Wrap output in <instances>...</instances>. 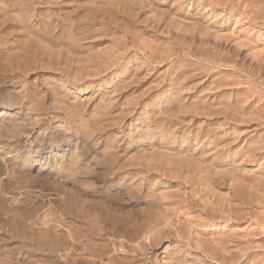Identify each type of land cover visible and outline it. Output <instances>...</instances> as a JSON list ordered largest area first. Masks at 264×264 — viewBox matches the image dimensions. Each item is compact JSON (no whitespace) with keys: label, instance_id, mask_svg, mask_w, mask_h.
Instances as JSON below:
<instances>
[{"label":"rangeland","instance_id":"rangeland-1","mask_svg":"<svg viewBox=\"0 0 264 264\" xmlns=\"http://www.w3.org/2000/svg\"><path fill=\"white\" fill-rule=\"evenodd\" d=\"M14 1L0 0V27H2L0 28V264H160L162 263V259V264H176L177 262L173 260L174 256L185 255L183 254V252L187 255H185L186 257L181 264H191V258H193V256L200 257L201 254V256H203L204 250L202 249V247L194 244L196 238H199L201 235V238L204 236L206 238L205 239L203 237L204 240L209 241V237L211 238V240L213 237L214 239H218L221 233L226 234L227 232L229 233V231L230 233H236L235 231L238 230V233H236L237 238H242L243 234H245L244 236H247L250 233L253 234L254 232L256 233L254 234L257 237H255L257 240L264 238V235L258 233V229L260 231V228H258L256 222V220H259L261 222V226L264 227V178H262L264 176V155H262L264 153V123L262 122L264 121V10L261 8V6H263L264 8V2L262 0H226V3L225 0H196V2L194 0H178V3L177 0H46L47 2H45V0ZM253 2L256 4V6ZM105 3L108 4L106 5ZM237 3H239V5ZM17 4H19V6ZM26 5H28V8ZM202 5H204V7ZM216 5L217 9L214 8V6ZM257 5L260 6L257 7ZM18 7L20 8L18 9ZM24 7L27 8V12L25 14H23ZM122 7L124 9H121ZM142 7H144L145 9H143ZM28 9L31 10V12H28ZM229 9H231V11ZM261 9L262 11H260ZM20 10H22V12ZM130 10L132 12H130ZM201 10H206L207 12L205 11L202 13ZM259 11L262 13H260ZM174 12L176 15H173ZM255 12L260 14L256 15L257 13ZM215 14H219L217 16L220 18H216ZM261 14H263V16ZM206 15L208 17L207 19L205 18ZM241 15L243 16V18H246L244 19V21ZM88 16L91 17V19ZM164 17L167 18L165 19ZM213 17L216 19L214 20ZM126 18L127 20H125ZM173 18L176 22L173 21ZM161 19L163 21H160ZM92 20L94 21L91 22ZM227 20L229 23L227 22ZM245 20L247 21L245 22ZM21 21H24L25 23H22ZM2 22H4L5 25H3ZM20 22L22 23V25H20ZM251 22L253 24H251ZM88 23L90 24L88 25ZM220 23L222 26L220 25ZM23 24H25L27 28L23 27ZM170 24L172 25V27L170 26ZM195 24L197 25V27ZM173 25L175 26V28L173 27ZM193 25L195 27H193ZM187 26L188 28H186ZM254 26L256 27L254 28ZM18 27L22 29H19ZM183 27L185 28V30ZM192 27L195 29H192ZM208 27H211V30H209ZM24 29L28 30L26 33H30L27 35ZM188 29H191L192 31L189 32ZM42 30H45L47 33ZM186 30H188V33L186 32ZM200 30H202V32ZM215 30L219 31H216L218 34L215 32ZM38 31H41L43 33L39 34ZM195 31H199L202 34L198 35V33H195ZM220 31L222 32V34ZM205 32L206 34H203ZM189 33H193V35H191L193 36V38H191ZM209 33L211 34L210 36L212 38L209 37ZM247 33H249V35ZM259 34L261 37L258 36L257 39L256 35ZM29 35H32V39ZM206 35H208V37ZM224 35H226V37L222 38L224 37ZM235 35L237 39H234ZM250 35L252 37H250ZM200 36H202V39ZM204 37H207V39H205ZM39 38H41L42 40ZM73 38L75 40H73ZM199 38L201 39V41H199ZM221 38L223 39V41H221L220 44L219 39ZM227 38L229 39L231 44H229L230 42L226 40ZM231 38L233 41L231 40ZM247 38L252 39L250 41V39L247 40ZM203 39H205L206 41H204ZM209 39L211 40L209 41ZM40 40L41 43L39 42ZM55 40L58 43H56ZM212 40L215 41L212 42ZM234 40H237L238 43ZM242 40L244 41L242 42ZM245 40L247 41L245 42ZM11 41L15 43L13 44ZM28 41H30L31 44H29ZM207 41L209 44L207 43ZM248 41L251 43L247 45V43H249ZM42 42H44L45 45L49 44L50 46L47 47H52L53 50L50 48V51L56 54H51ZM216 42L219 43L216 44ZM74 43H78L79 45L76 44V47L74 46ZM239 43L244 44L242 45ZM41 44V47H43L42 50L46 47L47 51L43 50L46 53V56L44 58L38 57L36 58V60L29 57V60L24 61L25 59H23L21 55L23 46L25 48H27V46L29 45L40 47ZM189 44L190 46H188ZM194 45H196L197 47H194ZM205 45H208V47ZM209 45H213L214 47H210ZM244 45H251L250 49L247 46L246 49H243L245 47ZM251 47L254 48L253 51ZM82 48H85V51ZM88 48L90 50H88ZM80 49H82L83 51H80ZM238 49L241 51L238 52ZM257 49L259 50V52ZM232 50L235 51V55L233 54ZM260 50H263V52ZM91 51H93L94 54L92 53L89 55ZM185 51L186 53H184ZM205 51L208 52L206 54H203ZM220 51H224L222 52L223 54ZM242 51H245L247 54H245V52L243 53ZM254 51L257 52L254 53ZM214 52L216 54H214ZM230 53L232 54V56ZM241 53L244 54L243 58L241 57ZM106 54H108L107 57ZM210 54H219L222 58L219 61H213L210 57ZM83 55H85V57ZM254 55H258L259 57H255ZM194 56H197L198 58ZM247 56H249L248 60H246ZM79 57H81L82 59ZM94 57L95 59H93ZM96 57L97 61H95ZM110 57L118 60L119 62L113 61L114 59ZM226 57L228 59H226ZM235 57H237L238 59H236ZM89 58L90 61L88 60ZM104 58L107 61H111L112 59V65L109 62V65L108 63L106 64V60ZM249 59L253 61H250ZM84 60L85 62L89 61L91 64L89 62L85 63ZM260 60L262 61V63ZM94 61L95 63L93 64ZM249 61L253 62L250 64L252 67L248 66ZM254 61L257 64L256 66ZM58 63L61 66H59ZM101 63H104L105 65ZM192 63H196V65L193 66ZM259 63L261 65H259ZM213 64H215L216 66ZM244 64L246 66H244ZM41 65H43V67ZM88 65L90 67L93 66L94 69L93 67H87ZM191 65L194 68H191ZM63 66L66 67V69H64ZM101 66H103V68ZM234 66L237 68L236 70H232ZM259 66H261V68ZM82 67L85 69V71L86 68L92 70L86 71L85 74ZM110 67L112 69H110ZM200 67L202 68L200 69ZM207 67H209V69ZM21 69H23L24 71ZM253 69L255 72L253 71ZM256 70L258 72L260 71L261 73H258ZM179 73H182L183 75ZM222 73L225 74L222 75ZM193 75L196 76L194 77ZM220 75L222 77H227H223L224 82H222L223 79H220ZM239 77L244 81H241ZM245 78L250 79L248 80ZM216 79L221 80L219 82H221V84L223 85H221L220 83L218 84V80ZM231 80L233 81V83ZM238 80H240L239 82H242V84L245 85L239 83ZM193 82L195 85L193 84ZM213 82H215L214 84L216 85V87ZM227 82L229 83L227 84ZM210 83L212 85H210ZM236 83L240 85H237L238 87H236ZM232 84L235 86H233ZM227 85L230 87H228ZM258 86L261 89H259ZM231 87L233 88L231 89ZM200 90L204 93L201 94V92H199ZM187 91H189V93ZM225 91H227L228 94ZM247 91H251L252 93L249 94V92L247 93ZM198 93L200 94L197 95ZM210 93L212 94V97L210 96ZM233 94H235L234 98ZM256 94L260 96H257ZM176 95L178 98L176 97ZM237 96V99L239 100L237 102H239V104L237 106L231 107L230 110L228 107L231 106L232 101L235 100ZM202 98L204 99L202 100ZM207 98L208 100H206ZM211 98L213 101L219 98L218 100L220 101V103L222 102L221 105L223 109L220 104H218V100L214 103ZM220 98L225 99L221 100ZM229 98L232 99L230 100ZM200 99L204 101L206 105L204 102H201ZM170 100L174 103L177 102L175 103L176 105H172ZM240 100L242 101L240 102ZM194 101H196V103ZM225 102L227 106L224 104ZM243 102L247 104L243 105ZM253 102L255 104H258L259 106L255 105ZM180 103L185 107H181V105H179ZM191 103H194L195 106ZM233 103H235V101H233ZM177 104L179 105V108L175 107L177 106ZM208 104L210 105L207 106ZM217 104L219 107H217L216 109ZM171 105L172 109L169 108V106ZM248 106L249 110L245 111L246 109H248ZM224 107H226L225 109L227 111H225ZM241 107L245 109L242 110ZM194 108L196 109V111L194 110ZM227 108L229 109V111ZM232 108L234 112L236 110L235 108H238L237 110H242L241 113L244 111L245 113L243 112V114L248 113V115H251L252 117L250 116L249 118L251 121L249 119H247L248 121H246V118H248L247 114V116H244L245 120L242 119L244 117H242L243 114H241L240 111L238 112L240 113L238 115L237 110L236 113L231 114L233 112ZM183 109L184 111H186L184 112ZM197 109L200 110L199 113H197ZM165 110L169 114L171 112H175L176 114L173 113L175 114L174 117L170 116L173 114L171 113L169 115L167 112H165ZM177 110H180L183 113L177 114ZM70 111H73L74 114ZM187 111H189V113ZM248 111L251 112V114ZM164 112L167 114H165ZM191 112H195L197 115L195 113L192 114ZM254 113H257L259 115V117L255 115L257 119L254 118L255 116L253 117ZM161 114L166 115L167 117L160 116ZM218 114L221 115L219 116ZM168 115L170 117H168ZM176 115L180 117L177 118ZM228 116L229 118H233L229 119ZM219 117L221 119L222 117H224V120L226 118L228 119V121L231 120V122L229 123L228 121H223V119L222 121L226 122L227 124L223 123L222 121L220 122L221 119ZM237 118L239 119V121L237 120ZM251 118H254V120ZM215 120L216 123L217 121H219L218 126L220 128L217 126V131H215L216 129H214L216 128L215 125H217L215 123ZM260 120L262 121L260 122ZM161 121L163 122V125L161 124ZM206 121H208V124H205ZM168 122L170 123L167 125ZM233 122L236 123L233 124ZM210 124L212 125L214 131H212V128H210ZM230 124L231 126H229ZM206 125L208 128L206 127ZM236 126L238 127V129ZM222 127L223 129H221ZM230 127L233 128V131ZM235 129L239 130H236L237 134ZM220 131L224 132L219 133ZM231 131L235 134H232ZM213 132H215L216 134H214ZM226 132H229L228 134H231V136H225V134H227ZM239 133L241 135H239ZM194 134H196L197 136H195ZM232 135L233 138H235V141H232ZM252 137L254 138L253 140ZM195 138H197V140ZM224 138H227L228 140ZM226 141L228 142L225 144ZM250 142H253L252 146ZM255 142L257 144L259 142L260 146ZM208 144L210 145V147L207 146ZM246 144H249L251 146H247L250 147V149L246 147ZM244 145L246 149L244 148ZM220 146L222 147L220 148ZM241 146L245 150L243 148L240 149ZM253 147H255V149H253ZM259 148L263 151H261ZM228 149H230V152ZM155 150L156 153L158 152L157 154L155 153L154 156L155 158H157V160L152 157ZM143 152L145 153V155ZM148 152L150 154L152 153L150 155L152 158L148 155ZM162 152H164V154H167L169 152V154L172 155L169 157V155H164ZM171 152H174V154ZM218 152L220 153L217 155ZM242 152H246L247 155H244V153ZM255 152L257 154H255ZM111 154L113 155V158L118 159H114V161H117V164L116 161H113V165H115V167L117 166V169L119 166L120 170H115V174L111 176L113 182L110 185L109 183H104V185L98 178L94 177L92 174L94 172V175H96L99 170L100 172L98 173L100 174L103 167L105 168L110 165L109 161H111L112 158ZM140 154L143 155L140 156ZM260 154L262 156H260ZM114 155H116V157ZM157 155L159 156L156 157ZM181 155L184 156L183 161L179 158H182ZM239 155H241L242 157H240ZM254 155L259 156V159H257L258 157ZM145 156L146 158H149V162L147 161L148 159H146ZM174 156L175 159L173 158ZM203 156L205 157V159H203ZM158 158L160 160H158ZM167 158H173L174 161L170 160L173 164L169 161L168 166L166 165V167L168 168H164L161 166V164H167ZM260 158L263 160H260ZM143 159H146L148 164H146L145 162L142 163ZM179 159L182 162H178L177 160ZM220 159L222 160L219 161ZM124 160H126L127 162ZM155 160L156 162L158 161L159 164L158 162L154 163ZM161 160H163V162ZM231 160H233L234 162ZM192 161H194V164L196 162L201 164L200 162L203 161L201 164L203 168H198L197 163L195 164V166ZM118 162H120V165L123 166L118 165ZM206 162L209 164H207ZM226 162H228L229 164ZM174 163L176 164V166L174 165ZM185 163L188 165H185ZM230 163H233L231 169H229L228 167H231ZM210 164L212 165L211 168ZM213 164L216 166V169L213 168ZM144 165H147L148 169L144 168L146 167ZM157 165L158 169L160 170L157 169ZM205 165L206 167H204ZM221 165H223V167H221ZM259 166L262 167L261 170ZM225 167L227 168V171L224 172V170L226 169L222 168ZM71 168H73L74 170L77 169L78 172L81 169L82 171L85 170L90 173L92 172V178H90L89 181H85V179L80 178V175L72 174L70 171H73V169ZM155 168L157 169L156 173L155 170H153ZM165 169L167 172L165 171ZM171 169H173L174 171ZM218 169H222L223 172ZM148 170H150L151 174L150 172H148ZM169 170H171L170 173H168ZM206 170L209 174H214L216 171H218V173L220 171V173L222 172L223 174H230V172H234L230 175L235 174L237 171H241L237 172L238 174L236 173V177H241L240 175H243L242 177H245V179H247V183H241V188H244L248 195L251 193H253L254 195L251 197V199L248 196L244 197V201L250 203L245 204L249 209L244 207L245 205L241 206V208L239 207V209H241V213H244L241 214V217L243 219L241 218L240 221L238 220V222H232L230 224L231 228L225 229L223 227H218V229H206L208 227H206V225L203 226V223L198 227L195 225L199 218L207 217H204V215L202 216L204 203H200L198 202V200H196L198 199V186L192 182L193 177L191 175V172L194 171V174L197 172L196 177L200 178L202 176H205ZM201 171L205 172L202 173ZM257 171L261 172L258 173ZM167 174H170L169 177ZM245 174L247 175L244 176ZM256 174L257 177L260 174L262 176H260V178H262L263 181L259 177H256V182L252 180L255 183L253 182L252 184V181L249 183L248 181L250 180L248 179H250V177L251 179H253ZM160 175H165V177H162ZM250 175H252L253 177ZM117 176L118 179L116 178ZM67 177L72 178L68 180ZM73 178H75L76 180ZM129 178L130 180H127ZM96 179H98L97 183H95ZM229 179L230 178L227 179L228 185L223 184L220 189H217V192L219 194L223 193L221 194V196H226L232 186L237 187L238 185V183L233 184V182H231ZM77 180L78 182L83 184L80 185V183L76 182ZM74 181L76 183L75 185ZM176 181L177 183H175ZM181 182L183 183L180 185L179 183ZM115 183H125L135 193V197L133 198L129 197V195H121L120 191L115 190L117 185ZM176 185L178 187H176ZM253 186L254 189H256L255 191L252 190ZM258 190L261 191V193ZM148 191H150V194L148 193ZM116 193L117 196H115ZM153 193L154 197L152 198ZM147 194L152 196L150 197ZM145 195L148 196V198L145 197ZM194 196L196 197L194 198ZM138 197L143 198L140 200ZM185 198L187 199V201L185 200ZM181 199H183V203L180 201ZM192 199L193 202L191 201ZM146 200H159V206L154 210V212L157 211L156 214L158 217H152L153 221H151L149 217H145L148 212V206L145 202ZM170 201L172 202V204L170 205L172 207L169 208L168 203H171ZM188 201L190 202L187 203ZM161 202H163L162 204H164L163 207L165 206V202H168L165 206L167 209L166 214H164L165 208L161 206ZM173 202H175L174 206ZM191 202L194 203L193 205L195 207L191 205ZM252 207L255 208L253 209ZM260 208H262L263 211L258 212L261 210ZM103 211H107L109 217H100V215H103ZM179 211L180 213H178ZM197 211L198 213H196ZM79 213L81 217H78ZM158 213H161V216H163H160L159 218L160 214ZM216 213L217 216L220 217V214H218V212ZM155 218L156 220H154ZM218 221L220 222L221 220ZM146 222L147 224L151 223L153 231H151L150 233L146 231V234L141 233V235L139 236L132 234L133 229L138 226L145 225ZM123 223L129 226V228L126 229L127 232L123 233L124 230L119 229L118 233L120 234V237L114 238V226L112 224H116L120 227V225ZM191 224H194V226H191ZM236 224L238 227L236 226ZM252 225L255 226L253 227ZM178 227L179 230L176 231V228ZM154 228L156 229L154 230ZM252 228L253 231H251ZM262 230L264 231V228ZM159 231L162 233H159ZM154 232H156V234ZM68 233H70V236H72V238L74 239H72L71 242L70 239H67L66 237ZM198 233L201 235H198ZM195 234H197V237L195 236ZM207 234L209 236H207ZM214 234L217 236H214ZM180 235L182 237L179 238ZM192 245H194L196 251L191 255ZM262 250H259V252L257 250L255 253L258 259H260L261 257L262 259L264 258V249ZM162 252L166 253L164 254ZM176 252H178L179 254ZM167 256H170V259H167ZM257 257L254 260H257ZM250 260L248 261L249 264L253 262L251 260L250 263ZM207 261L210 264L215 263L214 261L211 262V260ZM208 262L207 264H209ZM241 262L244 263V260H241ZM236 264H239V262Z\"/></svg>","mask_w":264,"mask_h":264},{"label":"bare ground","instance_id":"bare-ground-1","mask_svg":"<svg viewBox=\"0 0 264 264\" xmlns=\"http://www.w3.org/2000/svg\"><path fill=\"white\" fill-rule=\"evenodd\" d=\"M12 1H14V0H12ZM179 1H180V0H179ZM179 1L177 0V3H178ZM186 1H187V0H186ZM194 1L196 2V0H194ZM197 1H199V0H197ZM201 1H202V0H201ZM203 1H204V0H203ZM210 1H211V0H210ZM262 1L264 2V0H262ZM262 1H261V2H262ZM14 2H15V1H14ZM21 2H22V1H21ZM45 2H47V1L45 0ZM45 2H43V3H45ZM49 2H50V1H49ZM126 2H127V1H126ZM137 2H138V1H137ZM140 2H141V1H140ZM152 2H153V1H152ZM215 2H216V1H215ZM231 2H232V1H231ZM236 2H237V1H236ZM258 2H259V1H258ZM11 3H12V2H11ZM33 3H34V2H33ZM110 3H111V2H110ZM115 3H116V2H115ZM120 3H122V2H120ZM168 3H169V2H168ZM171 3H173V2H171ZM201 3H202V2H201ZM206 3H207V2H206ZM216 3H217V2H216ZM225 3H226V0H225ZM253 3H254V2H253ZM14 4H15V3H14ZM19 4H20V3H19ZM19 4H17V5L19 6ZM22 4H23V3H22ZM48 4H49V3H48ZM54 4H55V3H54ZM61 4H62V3H61ZM105 4H106V3H105ZM107 4H108V3H107ZM107 4H106V5H107ZM131 4H132V3H131ZM140 4H142V3H140ZM175 4H176V3H175ZM179 4H180V3H179ZM189 4H190V2H189ZM191 4H192V3H191ZM194 4H195V3H194ZM203 4H204V3H203ZM207 4H208V3H207ZM217 4H218V3H217ZM219 4H220V3H219ZM228 4H229V3H228ZM237 4L239 5V3H237ZM254 4H255V3H254ZM11 5H12V4H11ZM39 5H40V4H39ZM93 5H94V4H93ZM111 5H112V4H111ZM177 5H178V4H177ZM198 5H199V4H198ZM205 5H206V4H205ZM224 5H226V4H224ZM235 5H236V4H235ZM263 5H264V4H263ZM13 6H14V5H13ZM26 6H27V8H28V5H26ZM42 6H43V5H42ZM57 6H58V5H57ZM99 6H100V5H99ZM118 6H119V5H118ZM143 6H144V5H143ZM146 6H147V5H146ZM146 6H145V7H146ZM153 6H154V4H153ZM155 6H158V5H155ZM202 6L204 7V5H202ZM222 6H223V5H222ZM250 6H251V5H250ZM252 6H253V5H252ZM255 6H256V4H255ZM259 6H260V5H259ZM259 6L257 5V7H259ZM51 7H52V6H51ZM101 7H102V6H101ZM112 7H113V6H112ZM116 7H117V6H116ZM123 7H124V6H123ZM123 7H122L121 9H124ZM177 7H179V6H177ZM180 7H181V6H180ZM207 7H208V5H207ZM207 7H206V9H207ZM216 7H217V5L214 6V8H216ZM227 7H228V6H227ZM242 7H243V6H242ZM16 8H17V7H16ZM19 8H20V7H18V9H19ZM24 8H25V10H24ZM24 8H23V14H25V13L27 12V8H26V7H24ZM33 8H34V7H33ZM133 8H134V7H133ZM140 8H141V7H140ZM142 8L145 9L144 7H142ZM200 8H201V7H200ZM238 8H239V7H238ZM261 8L264 10L263 6H261ZM30 9H31V8H30ZM34 9H35V8H34ZM36 9H37V8H36ZM100 9H101V8H100ZM135 9H136V7H135ZM135 9H134V10H135ZM148 9H149V8H148ZM191 9H192V8H191ZM191 9H190V10H191ZM194 9H195V8H194ZM210 9H211V7H210ZM210 9H209V10H210ZM212 9H213V8H212ZM216 9H217V8H216ZM243 9H244V8H243ZM262 9H261L260 11H262ZM14 10H15V9H14ZM28 10H29V9H28ZM32 10H33V9H32ZM37 10H38V9H37ZM128 10H129V8H128ZM141 10H142V9H141ZM229 10L231 11V9H229ZM238 10H239V9H238ZM20 11L22 12V10H20ZM34 11H35V10H34ZM122 11H123V10H122ZM201 11H202V10H201ZM205 11H206V10H205ZM205 11L203 10L202 13L205 12ZM211 11H212V10H211ZM211 11H209V12H211ZM216 11H217V10H216ZM216 11H215V12H216ZM219 11H220V10H219ZM240 11H241V10H240ZM252 11H253V9H252ZM260 11H259V12H260ZM3 12H4V11H3ZM6 12H7V11H6ZM28 12H31V10H29ZM128 12H129V11H128ZM128 12H127V13H128ZM130 12H132V11L130 10ZM170 12H171V11H170ZM191 12H192V11H191ZM206 12H207V11H206ZM212 12H213V11H212ZM217 12H218V11H217ZM241 12H242V11H241ZM18 13H19V12H18ZM58 13H59V12H58ZM219 13H220V12H219ZM221 13H222V10H221ZM226 13H227V12H226ZM244 13H245V12H244ZM255 13H257V12H255ZM255 13H254V14H255ZM260 13H262V12H260ZM260 13H257L256 15H258V14H260ZM263 13H264V11H263ZM44 14H45V13H44ZM125 14H126V12H125ZM151 14H152V13H151ZM169 14H170V13H169ZM206 14H207V13H206ZM211 14H212V13H211ZM213 14H214V13H213ZM0 15H1V14H0ZM173 15H176L175 12L173 13ZM215 15H216V14H215ZM215 15H214V16H215ZM217 15H219V14H217ZM217 15H216V18H220V17H218ZM220 15H221V14H220ZM229 15H230V14H229ZM231 15H232V14H231ZM239 15H240V14H239ZM249 15H250V14H249ZM249 15H248V16H249ZM252 15H253V14H252ZM261 15L263 16V14H261ZM19 16H20V15H19ZM146 16H147V15H146ZM148 16H149V15H148ZM154 16H155V15H154ZM183 16H184V14H183ZM232 16H233V15H232ZM241 16H242V15H241ZM241 16H240V17H241ZM262 16H258V17H262ZM8 17H9V16H8ZM20 17H21V16H20ZM35 17H36V16H35ZM88 17H89V16H88ZM95 17H96V16H95ZM122 17H123V13H122ZM127 17H128V16H127ZM229 17H230V16H229ZM238 17H239V16H238ZM10 18H11V17H10ZM89 18L91 19V17H89ZM164 18H165V17H164ZM166 18H167V17H166ZM166 18H165V19H166ZM205 18H206V19L208 18L207 15H206ZM211 18H212V17H211ZM216 18L213 17L214 20H215ZM242 18H243V16H242ZM12 19H13V18H12ZM27 19H28V17H27ZM30 19H31V18H30ZM30 19H29V21H30ZM35 19H36V18H35ZM38 19H39V18H38ZM169 19H170V18H169ZM187 19H188V17H187ZM233 19H234V18H233ZM239 19H240V18H239ZM244 19H246V18H243V21H244ZM5 20H6V19H5ZM59 20H60V19H59ZM125 20H127V18H126ZM130 20H131V19H130ZM130 20H129V21H130ZM158 20H159V19H158ZM230 20H231V19H230ZM235 20H236V19H235ZM247 20H248V19H247ZM247 20H245V22H246ZM255 20H257V19H255ZM93 21H94V20H92L91 22H93ZM140 21H141V20H140ZM146 21H147V20H146ZM160 21H163V20L161 19ZM166 21H167V20H166ZM166 21H165V22H166ZM171 21H172V20H171ZM173 21H175L174 18H173ZM184 21H185V20H184ZM187 21H188V20H187ZM187 21H186V22H187ZM211 21H212V20H211ZM217 21H218V20H217ZM221 21H223V20H221ZM238 21H240V20H238ZM241 21H242V20H241ZM21 22H22V21H21ZM21 22H20V23H21ZM23 22H24V21H23ZM23 22H22V23H23ZM130 22H132V21H130ZM141 22H142V21H141ZM151 22H152V21H151ZM158 22H159V21H158ZM165 22H163V23H165ZM175 22H176V21H175ZM213 22H214V21H213ZM225 22H226V21H225ZM227 22H228V20H227ZM234 22H235V21H234ZM257 22H258V21H257ZM22 23H21L20 25H22ZM24 23H25V22H24ZM132 23H133V22H132ZM144 23H145V22H144ZM148 23H149V22H148ZM160 23H161V22H160ZM163 23H162V25H163ZM168 23H169V22H168ZM172 23H174V22H172ZM172 23H171V24H172ZM214 23H216V22H214ZM228 23H229V22H228ZM236 23H237V22H236ZM238 23H241V22H238ZM259 23H260V21H259ZM259 23H258V25H259ZM262 23H263V22H262ZM2 24L5 25L4 22H2ZM12 24H13V23H12ZM89 24H90V23H88V25H89ZM166 24H167V23H166ZM171 24H170V26L172 27ZM192 24H194V23H192ZM208 24H209V23H208ZM216 24H217V23H216ZM216 24H215V25H216ZM222 24H223V23H222ZM225 24H226V23H225ZM251 24H253V23L251 22ZM23 25H24L23 27H26L25 24H23ZM42 25H43V24H42ZM144 25H145V24H144ZM152 25H153V24H152ZM168 25H169V24H168ZM195 25H196V24H195ZM198 25H199V24H198ZM201 25H202V24H201ZM205 25H206V24H205ZM217 25H218V24H217ZM220 25H221V23H220ZM228 25H229V24H228ZM256 25H257V23H256ZM0 26H1V25H0ZM30 26H31V25H30ZM46 26H47V25H46ZM107 26H108V25H107ZM111 26H112V25H111ZM176 26H177V24H176ZM182 26H183V25H182ZM191 26H192V25H191ZM203 26H204V25H203ZM207 26H208V25H207ZM211 26H212V25H211ZM221 26H222V25H221ZM14 27H16V26H14ZM44 27H45V25H44ZM44 27H43V29H44ZM72 27H73V26H72ZM155 27H156V26H155ZM159 27H160V26H159ZM165 27H166V26H165ZM168 27H169V26H168ZM173 27L175 28L174 25H173ZM193 27H195V26L193 25ZM193 27H192V29H195V28H193ZM196 27H197V25H196ZM198 27H199V26H198ZM205 27H206V26H205ZM212 27H213V26H212ZM219 27H220V26H219ZM226 27H227V26H226ZM226 27H225V28H226ZM255 27H256V26H254V28H255ZM0 28H2V27H0ZM12 28H13V27H12ZM18 28H19V27H18ZM26 28H27V27H26ZM29 28H30V27H29ZM136 28H137V27H136ZM147 28H148V27H147ZM183 28H184V27H183ZM186 28H188V26H187ZM189 28H190V27H189ZM210 28H211V27H210ZM210 28L208 27L209 30H211ZM213 28H214V27H213ZM254 28H253V29H254ZM258 28H259V27H258ZM19 29H22V28H19ZM19 29H18V30H19ZM51 29H52V28H51ZM51 29H50V30H51ZM106 29H107V28H106ZM150 29H151V28H150ZM196 29H197V28H196ZM206 29H207V28H206ZM256 29H257V28H256ZM24 30H25V29H24ZM45 30H46V29H45ZM45 30H42V31H45ZM184 30H185V28H184ZM184 30H183V31H184ZM188 30H189V29H188ZM188 30H186V32H187ZM202 30H203V29H202ZM202 30H200V31L202 32ZM204 30H205V29H204ZM218 30H219V29H218ZM225 30H226V29H225ZM263 30H264V29H263ZM27 31H28V30H25V33H26ZM113 31H114V30H113ZM126 31H127V30H126ZM144 31H145V30H144ZM177 31H178V29H177ZM181 31H182V30H181ZM181 31H180V32H181ZM191 31H192V30L190 29L189 32H191ZM206 31H207V30H206ZM216 31H217V30H215V32H216ZM221 31H222V30H221ZM221 31H220V32H221ZM45 32H46V31H45ZM140 32H141V31H140ZM201 32H199V31L196 32V31H195V33H198V35H199V34L201 35V34H202ZM208 32H209V31H208ZM208 32H207V33H208ZM210 32H212V31H210ZM217 32H219V31H217ZM217 32H216V33H217ZM257 32H258V31H257ZM29 33H30V32H28V33H26V34L28 35ZM33 33H34V32H33ZM38 33L41 34V33H43V32H41V31L39 32V31H38ZM46 33H47V32H46ZM95 33H97V32H95ZM142 33H143V32H142ZM146 33H147V32H146ZM187 33H188V32H187ZM193 33H194V32H193ZM193 33H192V34L189 33L190 36L193 35ZM223 33H224V32H223ZM227 33H228V32H227ZM34 34H35V33H34ZM89 34H90V33H89ZM104 34H105V33H104ZM140 34H141V33H140ZM203 34H206V32L203 33ZM213 34H214V32H213ZM217 34H218V33H217ZM221 34H222V32H221ZM225 34H226V33H225ZM247 34L249 35V33H247ZM247 34H246V35H247ZM260 34H261V32H260ZM260 34H259V35H256V36H257V39H258V36H260ZM42 35H43V34H42ZM68 35H69V34H68ZM68 35H67V36H68ZM141 35H142V34H141ZM141 35H140V36H141ZM195 35H196V34H195ZM195 35H194V38H195ZM210 35H211V34L209 33V37H211ZM219 35H220V34H219ZM233 35H234V34H233ZM252 35H253V33H252ZM29 36H31L30 38L32 39V35H29ZM44 36H45V35H44ZM48 36H49V35H48ZM69 36H70V35H69ZM88 36H90V35H88ZM177 36H178V35H177ZM190 36H189V37H190ZM196 36H197V35H196ZM202 36H203V35H202ZM202 36H200L201 39H202ZM204 36H205V35H204ZM206 36L208 37V35H206ZM217 36H218V35H217ZM231 36H232V35H231ZM254 36H255V35H254ZM256 36H255V37H256ZM103 37H104V36H103ZM178 37H179V36H178ZM180 37H181V35H180ZM183 37H184V36H183ZM198 37H199V36H198ZM207 37H206V38L204 37V38L207 39ZM213 37H214V36H213ZM221 37H222V36H221ZM225 37H226V35H224V37H222V38H225ZM247 37H248V36H247ZM250 37H252V36L250 35ZM260 37H261V36H260ZM17 38H19V37H17ZM36 38H37V37H36ZM41 38H42V37H41ZM41 38H39V39H41ZM191 38H193V36H191ZM196 38H197V37H196ZM211 38H212V37H211ZM219 38H220V37H219ZM222 38H221V39H222ZM253 38H254V37H253ZM37 39H38V38H37ZM46 39H47V38H46ZM79 39H80V38H79ZM179 39H180V38H179ZM179 39H178V40H179ZM201 39L199 38V41H201ZM205 39H203V40L206 41ZM215 39H216V38H215ZM221 39H219V40H220V44H221V41H223V39H222V40H221ZM234 39H237V38H236V35H235V38H234ZM249 39H250V38H249ZM249 39L247 38V40H249ZM251 39H252V38H251ZM251 39H250V41H251ZM41 40H42V39H41ZM41 40L39 41L40 43H41ZM71 40H72V38H71ZM73 40H75V39L73 38ZM187 40H188V39H187ZM189 40H190V39H189ZM194 40H195V39H194ZM203 40H202V41H203ZM210 40H211V39H209V41H210ZM217 40H218V39H217ZM217 40H216V41H217ZM226 40H228V42H230L228 38H227ZM231 40H232V38H231ZM239 40H241V39H239ZM247 40H245V42H246ZM32 41H33V40H32ZM190 41H191V40H190ZM195 41H196V40H195ZM204 41H203V42H204ZM213 41H215V40H212V42H213ZM232 41H233V40H232ZM234 41H235V40H234ZM243 41H244V40H242V42H243ZM252 41H253V40H252ZM254 41H255V40H254ZM9 42H10V41H9ZM9 42H8V43H9ZM11 42H12V41H11ZM22 42H23V41H22ZM28 42H29V44H31L30 41H28ZM45 42H46V40H45ZM55 42L58 43L56 40H55ZM55 42H54V43H55ZM186 42H187V41H186ZM197 42H198V41H197ZM203 42H202V43H203ZM224 42H225V41H224ZM235 42H237V40H236ZM240 42H241V41H240ZM248 42H249V41H248ZM12 43H13V42H12ZM14 43H15V42H14ZM14 43H13V44H14ZM40 43H39V44H40ZM42 43H44V42H42ZM79 43H80V42H79ZM192 43H194V42H192ZM192 43H190V44H192ZM207 43H208V41H207ZM207 43H206V44H207ZM210 43H211V42H210ZM214 43H215V42H214ZM218 43H219V42H216V44H218ZM222 43H223V42H222ZM232 43H233V42H232ZM237 43H238V42H237ZM250 43H251V42L247 43V45L250 44ZM6 44H7V42H6ZM13 44H12V45H13ZM46 44H47V43H46ZM74 44H75L74 46H76V44H78V43H74ZM190 44H189L188 46H190ZM195 44H196V43H195ZM204 44H205V43H204ZM208 44H209V43H208ZM229 44H231V42H230ZM239 44H242V43H239ZM243 44H244V43H243ZM243 44H242V45H243ZM255 44H256V43H255ZM0 45H1V44H0ZM18 45H19V44H18ZM43 45L46 46V47H47V46H50L49 44H48V45H45V43H44ZM56 45H57V44H56ZM78 45H79V44H78ZM196 45H197V44H196ZM196 45H194V47H195ZM247 45H246V46H247ZM251 45H252V44H251ZM251 45H249V46H247V47H249V49H250V46H251ZM253 45H254V44H253ZM10 46H11V45H10ZM33 46H34V47H33ZM41 46H42V44L40 45V47L35 46V45H29V46H27V48H25V47L23 46V48H22V50H21V55H22V58L25 59L24 61L29 60V57H30V58H33L34 60H36V58H38V57H40V58H44V57L46 56V53H45L43 50H46V47H45V49L42 50L43 47H41ZM184 46H185V45H184ZM205 46L208 47V45H205ZM209 46L212 47L213 45H212V46L209 45ZM222 46H223V45H222ZM229 46H230V45H229ZM234 46H235V45H234ZM234 46H233V47H234ZM236 46H237V44H236ZM244 46H245V45H244ZM246 46H245L243 49H246V48H247ZM254 46H255V45H254ZM254 46H253V47H254ZM13 47H14V46H13ZM19 47H20V46H19ZM76 47H77V46H76ZM84 47H85V46H84ZM88 47H90V46H88ZM196 47H197V46H196ZM207 47H206V48H207ZM213 47H214V46H213ZM233 47H231V48H233ZM238 47H240V46H238ZM238 47H237V48H238ZM241 47H242V46H241ZM50 48L52 49V47H47V49L49 50V52H50L51 54H56V53H52V52L50 51V50H51ZM60 48H61V47H60ZM64 48H65V47H64ZM92 48H93V47H92ZM127 48H128V47H127ZM222 48H223V47H222ZM222 48H221V49H222ZM251 48H252V47H251ZM15 49H16V48H15ZM82 49H83V48H82ZM82 49H80V51H83L85 48H84L83 50H82ZM106 49H107V48H106ZM193 49H194V48H193ZM196 49H197V48H196ZM202 49H203V48H202ZM214 49H215V48H214ZM216 49H217V46H216ZM225 49H226V48H225ZM228 49H229V48H228ZM228 49H227V50H228ZM239 49H240V48H239ZM239 49H238V52L242 50V48H241V50H239ZM253 49H254V48H252V51H253ZM10 50H11V49H10ZM52 50H53V49H52ZM57 50H58V49H57ZM71 50H72V49H71ZM88 50H90V49L88 48ZM137 50H139V49H137ZM207 50H208V49H207ZM222 50H223V49H222ZM255 50H256V49H255ZM257 50H258V49H257ZM3 51H4V50H3ZM46 51H47V50H46ZM77 51H78V50H77ZM77 51H75V52H77ZM84 51H85V50H84ZM186 51H187V49H186ZM186 51H185L184 53H186ZM216 51H217V50H216ZM224 51H225V50H224ZM224 51H222V52H224ZM232 51H233V54H234L235 51H234V50H232ZM249 51H251V50H249ZM260 51L263 52V50H260ZM63 52H64V51H63ZM78 52H79V51H78ZM110 52H111V51H110ZM207 52H208V51H205L203 54H206ZM220 52H221V51H220ZM222 52H221V53H222ZM225 52H226V51H225ZM242 52H243V51H242ZM244 52H245V51H244ZM244 52H243V53H244ZM246 52H247V50H246ZM246 52H245V54H247ZM255 52H257V51H254V53H255ZM258 52H259V50H258ZM50 53H49V54H50ZM92 53H93V51H91V52L89 53V55L92 54ZM212 53H213V52H212ZM221 53H220V54H221ZM250 53H251V52H250ZM260 53H261V52H260ZM93 54H94V53H93ZM116 54H117V53H116ZM116 54H115V55H116ZM214 54H216V53L214 52ZM214 54H210V55H211L210 57H211V59H212L213 61H215V60H216V61L221 60L222 57H220L219 54H218V55H214ZM222 54H223V53H222ZM230 54H231V53H230ZM230 54H229V56H230ZM238 54H239V53H238ZM241 54H242V53H241ZM256 54H257V53H256ZM30 55H31V56H30ZM85 55H86V54H85ZM85 55H83V56L85 57ZM107 55H108V54H106V57H107ZM224 55H225V54H224ZM227 55H228V54H227ZM234 55H235V54H234ZM243 55H244V54H242V56H241L242 58L244 57ZM248 55H249V53H248ZM259 55H260V54H259ZM32 56H33V57H32ZM79 56H81V55H79ZM112 56H113V55H112ZM116 56H117V55H116ZM201 56H202V55H201ZM201 56H200V57H201ZM231 56H232V54H231ZM254 56H255V55H254ZM254 56H252V57H254ZM256 56L259 57L258 55H256ZM256 56H255V57H256ZM20 57H21V56H20ZM62 57H63V56H62ZM76 57H77V55H76ZM84 57H83V58H84ZM191 57H192V56H191ZM194 57H197V56H194ZM233 57H234V56H233ZM248 57H249V56H247V59H246V60H248ZM261 57H262V56H261ZM15 58H16V57H15ZM79 58H81V57H79ZM87 58H88V57H87ZM98 58H99V57H98ZM110 58H112V57H110ZM114 58H115V56H114ZM114 58H112V59H114ZM118 58H120V57H118ZM197 58H198V57H197ZM235 58L238 59L237 57H235ZM235 58H233V59H235ZM245 58H246V57H245ZM81 59H82V58H81ZM93 59H95V57H94ZM104 59H105V58H104ZM112 59H111V61H112ZM116 59H117V58H116ZM224 59H225V58H224ZM226 59H228V58L226 57ZM254 59H255V58H254ZM16 60H17V59H16ZM73 60H74V59H73ZM86 60H87V59H86ZM88 60L90 61V58H89ZM105 60H106V59H105ZM109 60H110V59H109ZM200 60H201V58H200ZM202 60H203V57H202ZM249 60H250V59H249ZM256 60H257V59H256ZM256 60H255V61H256ZM258 60H259V59H258ZM261 60H262V59H261ZM261 60H260V61H261ZM263 60H264V59H263ZM263 60H262V61H263ZM41 61H42V60H41ZM64 61H65V60H64ZM89 61H86V62H85V60H84L85 63H87V62H89ZM95 61H97V57H96V60H95ZM95 61L93 62V64L95 63ZM111 61H107V60H106V64H107L108 62L111 63ZM113 61H116V62H117L118 60H115V59H114ZM113 61H112V63H113ZM152 61H153V60H152ZM208 61H209V60H208ZM242 61H244V60H242ZM242 61H241V62H242ZM250 61H253V60H250ZM250 61H249V65L247 64L249 67L251 66L250 64L253 63V62H250ZM255 61H254V62H255ZM262 61H261V63H262ZM14 62H15V61H14ZM17 62H18V61H17ZM84 62H82V63H84ZM118 62H119V61H118ZM153 62H154V61H153ZM199 62H200V61H199ZM235 62H236V61H235ZM239 62H240V61H239ZM247 62H248V61H247ZM15 63H16V62H15ZM50 63H51V62H50ZM89 63H90V62H89ZM99 63H100V62H99ZM99 63H98V64H99ZM109 63H108V65H109ZM112 63H111V65H112ZM120 63H121V62H120ZM126 63H128V62H126ZM129 63H130V61H129ZM159 63H161V62H159ZM201 63H202V62H201ZM201 63H200V64H201ZM224 63H225V61H224ZM257 63H258V62H257ZM10 64H11V63H10ZM42 64H43V63H42ZM58 64H59V63H58ZM60 64H61V61H60ZM60 64H59V66H61ZM80 64H81V63H80ZM90 64H91V63H90ZM93 64H92V65H93ZM98 64H97V67H98ZM101 64H104V63H101ZM115 64H116V63H115ZM192 64H193V63H192ZM198 64H199V63H198ZM211 64H212V63H211ZM233 64H234V63H233ZM233 64H232V66H233ZM239 64H240V63H239ZM242 64H243V63H242ZM34 65H35V64H34ZM44 65H45V64H44ZM78 65H79V64H78ZM92 65H91V66H92ZM99 65H100V64H99ZM104 65H105V64H104ZM104 65H103V66H104ZM108 65H107V66H108ZM121 65H122V64H121ZM194 65H196V63L193 64V66H194ZM213 65H215V64H213ZM213 65H212V66H213ZM240 65H241V64H240ZM256 65H257V64H256V62H255V66H256ZM259 65H261V64L259 63ZM41 66L43 67V65H41ZM45 66H46V65H45ZM50 66H51V65H50ZM83 66H84V65H83ZM95 66H96V64H95ZM103 66H101V67L103 68ZM113 66H114V65H113ZM118 66H119V63H118ZM191 66H192V65H191ZM193 66H192L191 68H194ZM200 66H201V65H200ZM215 66H216V65H215ZM225 66H226V65H225ZM230 66H231V64H230ZM244 66H246V65L244 64ZM255 66H254V67H255ZM16 67H17V66H16ZM21 67H22V65H21ZM46 67H47V66H46ZM63 67H64V66H63ZM85 67H86V66H85ZM87 67H90V66L88 65ZM92 67H93V66H92ZM92 67H90V68H92ZM202 67H204V66H202ZM202 67H200V69H201ZM241 67H242V66H241ZM251 67H252V66H251ZM254 67H253V68H254ZM259 67L261 68V66H259ZM40 68H41V67H40ZM48 68H49V67H48ZM51 68H52V67H51ZM57 68H58V67H57ZM95 68H96V67H95ZM99 68H100V67H99ZM116 68H117V67H116ZM198 68H199V67H198ZM207 68L209 69V67H207ZM213 68H214V67H213ZM257 68H258V66H257ZM15 69H16V68H15ZM15 69H14V70H15ZM46 69H47V68H46ZM60 69H61V68H60ZM64 69H66V67H64ZM67 69H68V68H67ZM82 69L84 70L85 74H86V71H90V70H92V69H88V68H86V71H85V69H84L83 67H82ZM82 69H81V70H82ZM93 69H94V67H93ZM100 69H101V68H100ZM110 69H112V68L110 67ZM122 69H124V68H122ZM138 69H139V68H138ZM225 69H226V68H225ZM230 69H231V68H230ZM236 69H237V68H236L235 66L232 68V70H236ZM249 69H250V68H249ZM254 69H255V68H254ZM254 69H253V71H254ZM14 70H13V71H14ZM18 70H19V69H18ZM18 70H17V71H18ZM21 70H23V69H21ZM21 70H20V71H21ZM97 70H98V69H97ZM97 70H96V71H97ZM106 70H107V69H106ZM214 70H215V69H214ZM263 70H264V66H263ZM23 71H24V70H23ZM32 71H33V70H32ZM96 71H95V72H96ZM195 71H197V70H195ZM256 71H257V70H256ZM21 72H22V71H21ZM97 72H98V71H97ZM101 72H102V71H101ZM123 72H124V71H123ZM134 72H135V71H134ZM250 72H251V71H250ZM254 72H255V71H254ZM254 72H252V73H254ZM257 72H258V71H257ZM56 73H57V72H56ZM68 73H69V72H68ZM68 73H66V74H68ZM71 73H72V71H71ZM75 73H76V72H75ZM90 73H91V72H90ZM102 73H103V72H102ZM184 73H185V72H184ZM207 73H208V72H207ZM258 73H261V72L259 71ZM73 74H74V73H73ZM92 74H93V72H92ZM130 74H131V72H130ZM179 74H182V73H179ZM219 74H220V73H219ZM224 74H225V73H222V75H224ZM255 74H257V73H255ZM262 74H263V73H262ZM62 75H63V73H62ZM71 75H72V74H71ZM134 75H135V74H134ZM182 75H183V74H182ZM191 75H192V74H191ZM213 75H214V74H213ZM216 75H217V74H216ZM230 75H231V74H230ZM230 75H228V76H230ZM232 75H234V74H232ZM242 75H243V74H242ZM65 76H66V75H65ZM91 76H92V75H91ZM127 76H129V75H127ZM184 76H185V75H184ZM193 76H194V75H193ZM195 76H196V75H195ZM195 76H194V77H195ZM217 76H218V75H217ZM243 76H244V75H243ZM255 76H256V75H255ZM258 76H259V75H258ZM61 77H62V76H61ZM86 77H87V76H86ZM178 77H179V75H178ZM220 77H221L220 79H223V77H226V76H223V77H222V76L220 75ZM233 77H234V76H233ZM245 77H246V75H245ZM87 78H88V77H87ZM90 78H91V77H90ZM132 78H133V77H132ZM132 78H131V79H132ZM136 78H137V77H136ZM212 78H213V77H212ZM218 78H219V77H218ZM226 78H227V77H226ZM228 78H229V77H228ZM236 78H237V77H236ZM239 78H240V77H239ZM263 78H264V76H263ZM131 79H130V80H131ZM171 79H172V78H171ZM209 79H211V78H209ZM233 79H234V78H233ZM237 79H238V78H237ZM245 79H248V80H249L250 78H245ZM261 79H262V78H261ZM214 80H215V79H214ZM214 80H213V81H214ZM216 80H218V84H219V83L221 84V82H219V81H221V80H219V79H216ZM228 80H230V79H228ZM240 80H241V78H240ZM240 80H238V82H239ZM242 80H243V79H242ZM242 80H241V81H242ZM168 81H169V80H168ZM209 81H210V80H209ZM231 81H232V80H231ZM235 81H237V80H235ZM243 81H244V80H243ZM215 82H217V81H215ZM215 82H213V84H214ZM222 82H224V79H223ZM173 83H174V82H173ZM195 83H196V82H195ZM211 83H212V82H211ZM211 83H210V85H212ZM225 83H226V81H225ZM228 83H229V82H227V84H228ZM232 83H233V81H232ZM239 83L242 84V82H239ZM120 84H121V83H120ZM122 84H123V83H122ZM124 84H125V83H124ZM171 84H172V81H171ZM193 84H194V82H193ZM216 84H217V83H216ZM218 84H217V85H218ZM194 85H195V84H194ZM196 85H197V83H196ZM205 85H206V84H205ZM208 85H209V84H208ZM214 85H215V84H214ZM214 85H213V86H214ZM221 85H223V84H221ZM221 85H220V86H221ZM232 85H233V84H232ZM237 85L239 86L240 84H237V83H236V87H238ZM242 85H245V84H242ZM256 85H257V84H256ZM133 86H134V85H133ZM197 86H198V85H197ZM197 86H196V87H197ZM220 86H219V87H220ZM227 86H228V85H227ZM233 86H235V85H233ZM250 86H251V85H250ZM53 87H54V86H53ZM190 87H191V86H190ZM190 87H188V88H190ZM215 87H216V85H215ZM228 87H230V86H228ZM193 88H194V87H193ZM224 88H227V87H224ZM232 88H233V87H231V89H232ZM258 88H259V86H258ZM54 89H55V88H54ZM172 89H173V88H172ZM182 89H183V88H182ZM204 89H205V88H204ZM204 89H203V90H204ZM216 89H217V88H216ZM216 89H215V90H216ZM221 89H222V88H221ZM259 89H261V88H259ZM112 90H113V89H112ZM114 90H115V89H114ZM207 90H208V89H207ZM211 90H212V89H211ZM211 90H210V91H211ZM215 90H214V91H215ZM53 91H54V90H53ZM204 91H205V90H204ZM216 91H217V90H216ZM218 91H219V89H218ZM222 91H223V90H222ZM222 91H221V92H222ZM56 92H57V91H56ZM118 92H119V91H118ZM179 92H180V91H179ZM184 92H185V91H184ZM184 92H182V93H184ZM187 92L189 93V91H187ZM192 92H193V91H192ZM195 92H196V91H195ZM199 92H201V94L204 93V92L201 91V90H200ZM208 92H209V91H208ZM221 92H220V93H221ZM225 92H227V91H225ZM225 92H223V93H225ZM234 92H236V91H234ZM238 92H240V91H238ZM238 92H237V93H238ZM245 92H246V91H245ZM248 92H249V91H247V93H248ZM47 93H48V92H47ZM174 93H175V92H174ZM185 93H186V92H185ZM212 93H213V92H212ZM229 93H230V92H229ZM242 93H243V92H242ZM250 93H252V92L250 91L249 94H250ZM112 94H113V93H112ZM115 94H116V93H115ZM186 94H187V93H186ZM192 94H193V93H192ZM195 94H196V93H195ZM199 94H200V93H198L197 95H199ZM210 94H211V93H210ZM221 94H222V93H221ZM221 94H218V95H221ZM227 94H228V92H227ZM50 95H51V93H50ZM54 95H55V94H54ZM56 95H57V94H56ZM170 95H171V93H170ZM172 95H173V94H172ZM174 95H175V94H174ZM214 95H215V94H214ZM222 95H223V94H222ZM234 95H235V94H233V98H234ZM236 95H237V94H236ZM243 95H244V94H243ZM251 95H253V94H251ZM256 95H257V94H256ZM57 96H58V95H57ZM108 96H109V95H108ZM117 96H118V95H117ZM133 96H134V95H133ZM133 96H132V97H133ZM210 96L212 97V94H211ZM229 96H231V95H229ZM241 96H242V95H241ZM257 96H260V95H257ZM261 96H262V95H261ZM176 97H177V95H176ZM206 97H207V96H206ZM214 97H215V96H214ZM223 97H224V96H223ZM243 97H245V96H243ZM253 97H254V96H253ZM51 98H52V97H51ZM111 98H113V97H111ZM128 98H129V97H128ZM162 98H163V97H162ZM177 98H178V97H177ZM199 98H200V97H199ZM204 98H205V96H204ZM204 98H202V100H203ZM209 98H210V97H209ZM227 98H228V96H227ZM237 98H238V96L236 97L235 100H233V101H235V103H233V101H232L231 106L228 107L229 109H230L231 107L237 106V105L239 104V102H237V101H239ZM239 98H240V97H239ZM249 98H250V97H249ZM258 98H259V97H258ZM49 99H50V98H49ZM129 99H130V98H129ZM191 99H192V98H191ZM218 99H219V98H218ZM218 99H216L215 101H217ZM220 99H221V100H222V99L224 100L225 98H220ZM229 99H230V98H229ZM229 99H228V100H229ZM231 99H232V98H231ZM231 99H230V100H231ZM245 99H246V98H245ZM51 100H52V99H51ZM114 100H115V99H114ZM171 100H172V99H171ZM171 100H170V101H171ZM200 100H201V99H200ZM200 100H199V101H200ZM202 100H201V102H204V101H202ZM206 100H208V98H207ZM211 100H212V98H211ZM226 100H227V99H226ZM242 100H243V99H242ZM242 100H240V102H241ZM257 100H258V99H257ZM176 101H177V100H176ZM191 101H192V100H191ZM212 101H213V100H212ZM215 101H213V102L215 103ZM218 101H219V100H218ZM246 101H248V100H246ZM249 101H250V100H249ZM62 102H63V101H62ZM194 102L196 103V101H194ZM254 102H256V101H254ZM254 102H253V103H254ZM260 102H261V101H260ZM263 102H264V101H263ZM263 102H262V103H263ZM50 103H51V102H50ZM106 103H107V102H106ZM171 103H172V105H173V104H175V103H177V102L174 103L173 101H171ZM204 103H205V102H204ZM221 103H222V102H221ZM221 103H220V101L218 102V104H220V106L222 107ZM243 103H244L243 105H246V104H247V103L245 104V102H243ZM253 103H252V104H253ZM257 103H258V102H257ZM159 104H160V103H159ZM191 104H192V103H191ZM198 104H199V103H198ZM210 104H211V103H210ZM210 104H208L207 106H209ZM218 104H217V106H216V109H217V107H219ZM224 104L227 106L226 102H225ZM252 104H251V105H252ZM254 104H255V103H254ZM259 104H260V103H259ZM167 105H169V104H167ZM172 105L169 106V108H171ZM175 105H176V104H175ZM175 105H174V106H175ZM179 105H181V103H180ZM179 105L177 104V106H175V107H178ZM192 105H194V103H193ZM192 105H191V106H192ZM196 105H197V104H196ZM205 105H206V103H205ZM225 105H224V106H225ZM229 105H230V102H229ZM232 105H233V106H232ZM243 105H241V106H243ZM255 105H258V104H255ZM260 105H261V104H260ZM119 106H120V105H119ZM194 106H195V105H194ZM194 106H193V107H194ZM213 106H214V105H213ZM239 106H240V105H239ZM253 106H254V105H253ZM258 106H259V105H258ZM263 106H264V105H263ZM175 107H174V108H175ZM181 107H185V106L182 104ZM200 107H201V106H200ZM255 107H256V106H255ZM56 108H57V106H56ZM162 108H163V106H162ZM178 108H179V107H178ZM191 108H192V107H191ZM191 108H190V109H191ZM198 108H199V107H198ZM207 108H208V107H207ZM213 108H214V107H213ZM225 108H226V107H224V109H225ZM228 108H227V109H228ZM239 108H240V107H239ZM241 108H242V110L245 109V108H243V107H241ZM246 108H247V107H246ZM256 108H257V107H256ZM256 108H255V109H256ZM52 109H53V108H52ZM74 109H75V108H74ZM120 109H121V108H120ZM171 109H172V108H171ZM192 109H193V108H192ZM201 109H202V108H201ZM210 109H212V108H210ZM222 109H223V107H222ZM229 109H228V111H229ZM235 109L237 110L238 108H235ZM130 110H131V109H130ZM168 110H169V109H168ZM180 110H181V109H180ZM180 110H177V114H178V113H180V114L183 113V112H181L182 110H181V111H180ZM186 110H187V108H186ZM186 110H185V111H186ZM194 110L196 111L195 108H194ZM197 110H198V109H197ZM204 110H206V109H204ZM230 110H231V109H230ZM236 110H235V112H234V111H233V108H232V111H233V112H232L231 114L236 113ZM242 110H240V109L237 110V115L240 114ZM247 110H249V106H248V109H246L245 111H247ZM260 110H261V109H260ZM37 111H38V110H37ZM131 111H132V110H131ZM178 111H180V112H178ZM183 111H184V109H183ZM185 111H184V112H185ZM191 111H192V110H191ZM199 111H200V110H198L197 113H199ZM202 111H203V110H202ZM202 111H201V113H202ZM208 111H209V110H208ZM225 111H227V110L225 109ZM239 111H240V113H238ZM70 112L73 113V111H70ZM158 112H159V111H158ZM165 112H167V111L165 110ZM165 112H164V113H165ZM187 112L189 113V111H187ZM206 112H207V111H206ZM243 112H244V111H243ZM243 112H242L241 114H243ZM248 112H249V111H248ZM254 112H256V111H254ZM167 113H168V112H167ZM167 113H165V114H167ZM171 113H172V112H171ZM171 113H170V114H171ZM173 113H175V112H173ZM173 113H172V114H173ZM191 113H192V112H191ZM194 113H195V112H194ZM194 113H192V114H194ZM204 113H205V112H204ZM204 113H203V114H204ZM219 113H221V112H219ZM244 113H245V112H244ZM249 113L251 114V112H249ZM261 113H262V111H261ZM69 114H70V113H69ZM73 114H74V113H73ZM73 114H72V115H73ZM130 114H131V113H130ZM151 114H152V113H151ZM159 114H160V113H159ZM159 114H157V115H159ZM162 114H163V112H162ZM162 114H161L160 116H165V117H167L166 115H162ZM168 114H169V113H168ZM170 114H169V115H170ZM175 114H176V113H175ZM175 114L170 115V116H173V117H174ZM195 114H196V113H195ZM207 114H208V113H207ZM246 114L248 115V113H246ZM246 114H243L242 117L247 116ZM157 115H156V116H157ZM169 115H168V117H170ZM196 115H197V114H196ZM196 115H195V117H196ZM209 115H210V114H209ZM211 115H213V114H211ZM218 115L220 116L221 114H218ZM222 115H224V114H222ZM255 115H256L257 117H259V115H258L257 113H254V114H253V117H254ZM263 115H264V113H263ZM67 116H68V115H67ZM73 116H74V115H73ZM176 116H177V115H176ZM183 116H184V115H183ZM239 116H240V115H239ZM250 116H251V115H248V116H247L248 118H246V121H248L247 119H249ZM256 116H255L254 118H256ZM114 117H115V116H114ZM134 117H135V116H134ZM173 117H172V118H173ZM179 117H180V116H179ZM179 117L177 116V118H179ZM187 117H188V116H187ZM193 117H194V115H193ZM193 117H192V118H193ZM251 117H252V116H251ZM102 118H103V117H102ZM102 118H101V119H102ZM192 118H191V119H192ZM199 118H200V117H199ZM201 118H202V117H201ZM213 118H214V117H213ZM219 118H220V117H219ZM228 118H229V116H228ZM231 118H233V117H230L229 119H231ZM254 118H251V119L254 120ZM68 119H69V118H68ZM94 119H95V118H94ZM109 119H110V118H109ZM144 119H145V118H144ZM170 119H171V118H170ZM183 119H184V118H183ZM183 119H182V120H183ZM205 119H206V118H205ZM214 119H215V118H214ZM220 119H221V118H220ZM220 119H218V120H220ZM222 119H223V121H228V119H226V118H225V120H224V117H222ZM222 119L220 120V122L222 121ZM242 119L245 120V117L242 118ZM242 119H241V120H242ZM256 119H257V118H256ZM259 119H260V118H259ZM91 120H92V119H91ZM99 120H100V119H99ZM113 120H114V119H113ZM158 120H159V119H158ZM160 120H161V119H160ZM178 120H179V119H178ZM186 120H187V119H186ZM201 120H202V119H201ZM237 120L239 121L238 118H237ZM249 120H250V119H249ZM253 120H252V121H253ZM162 121H163V118H162ZM162 121H161V124L163 125V122H162ZM191 121H192V120H191ZM203 121H204V120H203ZM223 121H222V122H223ZM235 121H236V119H235ZM242 121H243V120H242ZM242 121H241V122H242ZM250 121H251V120H250ZM261 121H262V120H260V122H261ZM156 122H157V121H156ZM207 122H208V121H206L205 124H208ZM218 122H219V121H217V123H216V120H215V123L217 124V125H215L216 128H214V129H216L215 131H217V129H218V127H219V126H218V125H219ZM228 122L230 123L231 120L228 121ZM241 122H240V123H241ZM262 122L264 123V121H262ZM113 123H114V122H113ZM169 123H170V122H168L167 125H168ZM189 123H190V122H189ZM202 123H203V122H202ZM223 123L227 124L226 122H223ZM229 123H228V124H229ZM234 123H236V122H233V124H234ZM237 123H239V122H237ZM242 123H243V122H242ZM242 123H241V124H242ZM263 123H262V124H263ZM34 124H35V123H34ZM172 124H173V123H172ZM212 124H213V123H212ZM233 124H232V126H233ZM220 125H221V124H220ZM222 125H223V124H222ZM245 125H246V123H245ZM245 125H244V126H245ZM254 125H255V124H254ZM196 126H197V125H196ZM199 126H200V125H199ZM201 126H202V125H201ZM208 126H209V125H208ZM215 126H214V127H215ZM217 126H218V127H217ZM227 126H228V125H227ZM229 126H231V124H230ZM248 126H249V125H248ZM257 126H258V125H257ZM259 126H260V125H259ZM145 127H147V126H145ZM206 127H207V125H206ZM223 127H224V126H223ZM223 127H222L221 129H223ZM225 127H226V126H225ZM236 127H237V126H236ZM32 128H33V127H32ZM200 128H201V127H200ZM207 128H208V127H207ZM210 128H212V131H214V130H213V127H212L211 124H210ZM219 128H220V127H219ZM227 128H229V127H227ZM230 128H231V127H230ZM255 128H256V127H255ZM146 129H147V128H146ZM221 129H220V130H221ZM237 129H238V127H237ZM237 129H235V131H236ZM263 129H264V128H263ZM199 130H200V129H199ZM201 130H203V129H201ZM231 130L233 131V128H231ZM254 130H255V129H254ZM84 131H85V130H84ZM142 131H143V130H142ZM232 131H231V133H232V134H235V133H233ZM237 131H239V130H237ZM237 131H236V134H237ZM86 132H88V131H86ZM221 132H224V131H220L219 133H221ZM251 132H252V131H251ZM256 132H257V131H256ZM192 133H193V132H192ZM205 133H206V132H205ZM209 133H210V131H209ZM213 133L216 134L215 132H213ZM226 133H227V132H226ZM228 133H229V132H228ZM228 133L225 134V136H226V135L231 136V134H228ZM176 134H177V133H176ZM196 134H197V133H196ZM196 134H194V135L197 136ZM206 134H207V133H206ZM263 134H264V133H263ZM201 135H202V134H201ZM204 135H205V134H204ZM223 135H224V134H223ZM223 135H222V136H223ZM239 135H241V134L239 133ZM248 135H249V134H248ZM195 136H194V137H195ZM237 136H238V135H237ZM168 137H169V136H168ZM203 137H205V136H203ZM217 137H218V136H217ZM245 137H246V136H245ZM254 137H255V136H254ZM259 137H260V136H259ZM263 137H264V136H263ZM163 138H164V137H163ZM197 138H198V137H197ZM197 138H195V139L197 140ZM213 138H214V137H213ZM238 138H239V137H238ZM241 138H242V137H241ZM219 139H220V138H219ZM221 139H222V138H221ZM224 139H227V138H224ZM234 139H235V138H233V135H232V141H235ZM247 139H248V138H247ZM249 139H250V137H249ZM253 139H254V138L252 137V140H253ZM260 139H262V138H260ZM160 140H161V139H160ZM213 140H214V139H213ZM213 140H212V141H213ZM227 140H228V139H227ZM230 140H231V139H230ZM241 140H242V139H241ZM263 140H264V139H263ZM215 141H216V138H215ZM219 141H220V140H219ZM222 141H223V140H222ZM239 141H240V140H239ZM249 141H250V140H249ZM249 141H248V142H249ZM257 141H258V136H257ZM257 141H256V142H257ZM227 142H228V141H226L225 144H226ZM256 142H255V143H256ZM259 142H260V141H259ZM259 142H258V144H257V143H256V144L259 145ZM261 142H262V141H261ZM138 143H139V142H138ZM217 143H220V142H217ZM221 143H222V142H221ZM243 143H244V142H243ZM245 143H246V142H245ZM250 143H251V142H250ZM255 143H254V144H255ZM212 144H213V143H212ZM212 144H211V146H212ZM252 144H253V142L251 143V146H252ZM256 144H255V145H256ZM260 144H261V143H260ZM213 145H214V144H213ZM217 145H218V144H217ZM223 145H224V144H223ZM227 145H228V144H227ZM248 145H249V144H246V147H247ZM261 145H262V144H261ZM168 146H169V145H168ZM204 146H205V145H204ZM204 146H203V147H204ZM207 146L210 147L209 144H208ZM207 146H206V147H207ZM215 146H216V145H215ZM218 146H219V145H218ZM234 146H235V145H234ZM249 146H250V145H249ZM251 146H250V147H251ZM253 146H254V145H253ZM259 146H260V145H259ZM221 147H222V146H220V148H221ZM224 147H225V146H224ZM224 147H223V148H224ZM246 147H245V145H244V148H245V149H246ZM250 147H247V148L250 149ZM263 147H264V144H263ZM226 148H227V147H226ZM228 148H229V147H228ZM232 148H233V147H232ZM236 148H238V147H236ZM242 148H243V147L241 146L240 149H242ZM244 148H243V149H244ZM152 149H153V148H152ZM204 149H205V148H204ZM245 149H244V150H245ZM251 149H252V148H251ZM253 149H255V147H253ZM256 149H258V148H256ZM259 149H260V148H259ZM215 150H216V149H215ZM221 150H224V149H221ZM228 150H229V152H230V149H228ZM234 150H235V149H234ZM260 150H261V149H260ZM139 151H140V150H139ZM144 151H145V150H144ZM151 151H153V150H151ZM151 151H150V152H151ZM162 151H163V150H162ZM218 151H219V150H218ZM254 151H255V150H254ZM261 151H263V150H261ZM159 152H160V151H159ZM164 152H165V151H164ZM164 152H162V153L164 154ZM166 152H167V151H166ZM192 152H193V151H192ZM194 152H195V151H194ZM224 152H225V151H224ZM226 152H227V151H226ZM246 152H247V151H246ZM246 152H245V153L242 152V153H244V155H245V154L247 155ZM110 153H111V152H110ZM112 153H113V152H112ZM143 153H144V152H143ZM153 153H154V155H153L152 157L155 156L156 150H155V152H153ZM157 153H158V152H157ZM157 153H156V154H157ZM160 153H161V152H160ZM160 153H159V154H160ZM171 153L174 154V152H171ZM207 153H208V152H207ZM219 153H220V152H218L217 155H218ZM234 153H235V152H234ZM259 153H260V152H259ZM259 153H258V155H259ZM146 154H147V153H146ZM151 154H152V153H151ZM151 154L148 152V155H149V156H150ZM163 154H162V155H163ZM165 154H166V153H165ZM165 154H164V155H165ZM191 154H192V153H191ZM193 154H194V153H193ZM202 154H203V153H202ZM214 154H215V153H214ZM248 154H249V153H248ZM253 154H254V153H253ZM255 154H257V153L255 152ZM105 155H106V154H105ZM108 155H109V154H108ZM111 155H112V154H111ZM142 155H143V154H142ZM142 155L140 154V156H142ZM144 155H145V153H144ZM166 155H169V157H170L172 154H169V152H168ZM194 155H195V154H194ZM217 155H214V156H217ZM229 155H230V153H229ZM231 155H232V154H231ZM235 155H236V154H235ZM262 155H264V153H263ZM262 155L260 154V156H262ZM114 156L116 157V155H114ZM146 156H147V155H146ZM146 156H145V158H146ZM158 156H159V155H157L156 157H158ZM175 156H176V154H175ZM175 156L173 157L174 159H175ZM181 156H182V155H181ZM187 156H188V155H187ZM204 156H205V155H204ZM204 156H203V157H204ZM219 156H220V155H219ZM239 156L242 157L241 155H239ZM254 156H257V155H254ZM102 157H103V156H102ZM105 157H106V156H105ZM150 157H151V156H150ZM152 157H151V158H152ZM197 157H198V156H197ZM199 157H200V156H199ZM221 157H222V156H221ZM229 157H230V156H229ZM233 157H234V156H233ZM249 157H250V156H249ZM257 157H258L257 159H259V156H257ZM107 158H109V157H107ZM112 158H113V155H112ZM112 158H111V161H109V162H110V163H109L110 165L107 166V167H105V168L103 167L102 170H101V173H100V174L98 173V172H100V170H99L97 173H96V171H95L96 175H94V172H93V174H92L94 177L98 178V179L102 182V184H104V183H109V185H110V184L113 182V179H112L111 176H113V175L115 174V172H116L115 170H118V171L120 170V169H119V166H118V169H117V168H116L117 166L115 167V165H113V164H114V163H113L114 159H117V158H113V159H112ZM141 158H143V157H141ZM141 158H140V159H141ZM151 158H150V160H151ZM154 158H155V157H154ZM154 158H153V159H154ZM160 158H162V157H160ZM173 158H172V159L167 158V164H163V163H162L161 166L164 167V168H168V167H166V165L168 166V162H169L170 160H171V161H174ZM177 158H178V157H177ZM179 158L182 159V161H183L184 156H182V158H181V157H179ZM187 158H188V157H187ZM187 158H186V159H187ZM192 158H193V157H192ZM201 158H202V157H201ZM207 158H208V157H207ZM215 158H216V157H215ZM231 158H232V156H231ZM236 158H237V157H236ZM245 158H246V157H245ZM245 158H244V159H245ZM253 158H254V157H253ZM262 158H263V157H262ZM132 159H133V158H132ZM140 159H139V161H140ZM146 159H148L147 161L149 162V158H146ZM146 159H143V160H142V161H143L142 163L145 162L146 164H148V162L146 161ZM155 159L157 160V158H155ZM180 159L177 160V161H178V162H182ZM186 159H185V160H186ZM188 159H189V158H188ZM194 159H195V157H194ZM203 159H205V157H204ZM208 159H209V158H208ZM208 159H207V160H208ZM108 160H109V159H108ZM108 160H107V161H108ZM117 160H118V159H117ZM119 160H120V159H119ZM156 160H155V162H154V161H153V162H154V163H157L158 161L156 162ZM158 160H160V159L158 158ZM165 160H166V159H165ZM216 160H217V159H216ZM221 160H222V159H220L219 161H221ZM234 160H235V159H234ZM236 160H237V159H236ZM260 160H263V159L260 158ZM115 161H116V160H115ZM115 161H114V162H115ZM124 161H126V160H124ZM161 161L163 162V160H161ZM161 161H160V162H161ZM171 161H170V162H171ZM177 161H176V162H177ZM190 161H191V160H190ZM197 161H198V159H197ZM205 161H206V160H205ZM226 161H227V160H226ZM231 161H233V160H231ZM231 161H230V162H231ZM240 161H241V160H240ZM254 161H255V160H254ZM120 162H122V161H120ZM120 162H118V165L121 164ZM126 162H127V161H126ZM164 162H166V161H164ZM178 162H177V163H178ZM184 162H185V161H184ZM188 162H189V161H188ZM188 162H187V163H188ZM192 162H193V164H194V161H192ZM202 162H203V161H202ZM202 162H200V163L202 164ZM214 162H216V161H214ZM217 162H218V161H217ZM233 162H234V161H233ZM235 162H236V161H235ZM258 162H260V161H258ZM98 163H99V162H98ZM129 163H130V162H129ZM129 163H128V164H129ZM132 163H133V162H132ZM150 163H151V162H150ZM150 163H149V164H150ZM171 163H172V162H171ZM196 163H197V162H196ZM196 163H195V164H196ZM206 163H207V162H206ZM220 163H221V162H220ZM223 163H224V162H223ZM226 163H228V162H226ZM226 163H225V164H226ZM263 163H264V162H263ZM116 164H117V161H116ZM158 164H159V162H158ZM172 164H173V163H172ZM180 164H181V163H180ZM182 164H184V163H182ZM188 164H189V163H188ZM188 164L185 163V165H188ZM190 164H191V163H190ZM195 164H194V165H195ZM201 164L197 163V167H198V168L200 167V168L202 169L203 167H202ZM207 164H209V163H207ZM221 164H222V163H221ZM228 164H229V163H228ZM230 164H231V163H230ZM232 164H233V163H232ZM232 164H231V167L228 166L229 169L232 168ZM97 165H98V164H97ZM107 165H108V164H107ZM139 165H141V164H139ZM163 165H165V166H163ZM174 165L176 166L175 163H174ZM177 165H178V164H177ZM234 165H235V164H234ZM261 165H262V164H261ZM99 166H101V165H99ZM112 166H114V167H112ZM120 166H123V165H120ZM142 166H143V165H142ZM144 166H146V167H144V168H147V165H144ZM175 166H173V167H175ZM195 166H196V165H195ZM213 166H214L213 168L216 167L214 164H213ZM226 166H227V165H226ZM73 167H74V166H73ZM156 167H157V169H158V165H157ZM169 167H170V165H169ZM188 167H189V166H188ZM204 167H206V165H205ZM211 167H212V165L210 164V168H211ZM221 167H223V165H221ZM237 167H238V166H237ZM237 167H236V169H237ZM259 167H260V170H261L262 167H261V166H259ZM74 168H75V167H74ZM80 168H81V167H80ZM80 168H79V169H80ZM93 168H94V167H93ZM136 168H138V167H136ZM144 168H143V170H144ZM159 168H160V167H159ZM210 168H208V169H210ZM219 168H220V164H219ZM71 169H73V168H71ZM71 169H70V170H71ZM129 169H130V168H129ZM132 169H133V168H132ZM141 169H142V167H141ZM147 169H148V168H147ZM157 169H156V168L153 169V170H155V173H156V170H157ZM205 169H207V168H205ZM205 169H204V170H205ZM215 169H216V168H215ZM215 169H214V170H215ZM222 169H226V170H224V172L227 171V168H226V167H225V168H222ZM222 169H218V170H220V171L223 172ZM75 170H76V171H75ZM75 170L73 169L74 172H73V171H70V172H71L72 174H74V175H75V174L80 175V178L85 179V181H86V180L89 181V179L92 178V175H91L92 172L90 173V172H87V171H85V170L82 171V169L80 170L81 172H80V171L78 172L77 169H75ZM86 170H87V169H86ZM158 170H160V169H158ZM167 170H168V169H167ZM171 170H173V169H171ZM171 170H169L168 173H170ZM183 170H184V169H183ZM183 170H182V171H183ZM199 170H200V169H199ZM238 170H239V168H238ZM240 170H241V169H240ZM122 171H123V170H122ZM134 171H135V170H134ZM165 171H166V169H165ZM173 171H174V170H173ZM220 171H219V173H218V171H216L217 173L215 172L214 174H209V173L207 172V170H206V172L208 173V175H207V173H206L205 171H203V172H205V176H202V177H200V178H199V177H196V176H197V174H196L197 172H196L195 174H194V171L191 172V175H192V177H193L192 182H193L195 185L198 186V192H197V193H198V194H197V196H198L197 198H198V199H196V200H198V202H200V203H201V202L204 203V205H203V206H204V210H202V216L204 215V217H207V218H203V217H202V218H199L198 221L195 223V225H196L197 227H198V226H201L202 223H203V226L206 225V227H208V228L205 227L206 229H211V228H215V229L217 228V229H218V227H223V228H225V229H227V228H231V225H230V224H231L232 222H238V220L240 221V219L242 218V217H241V216H242L241 214H244V213H241V209H239V207L241 208V206H243V205H245V204H250L249 202H245V201H244V197L248 196V197L251 199V197L254 196L253 193H251V194L248 195V193L246 192V190H245L244 188H241V183H244V182L247 183V182H246L247 179H245V177H242L243 175H240L241 177H236V173H237V172H241V171H237V172H236V171L234 170L236 173L233 174V175H230V174H232V173H234V172H230V174H229V173H227V174H223L222 172L220 173ZM229 171H230V170H229ZM232 171H233V170H232ZM77 172H78V173H77ZM128 172H130V171H128ZM128 172H127V174H128ZM137 172H139V171H137ZM141 172H142V171H141ZM141 172H140V173H141ZM145 172H146V170H145ZM145 172H144V173H145ZM148 172H150V170H148ZM158 172H159V171H158ZM161 172H162V171H161ZM166 172H167V171H166ZM201 172H202V171H201ZM203 172H202V173H203ZM242 172H245V171H242ZM249 172H250V171H249ZM252 172H253V171H252ZM257 172L260 173L261 171H257ZM132 173H133V172H132ZM173 173H174V172H173ZM176 173H177V172H176ZM250 173H251V172H250ZM263 173H264V172H263ZM263 173H262V175H263ZM121 174H122V173H121ZM138 174H139V173H138ZM147 174H149V173H147ZM150 174H151V172H150ZM161 174H162V173H161ZM164 174H166V173H164ZM185 174H186V173H185ZM237 174H238V173H237ZM239 174H240V173H239ZM241 174H242V173H241ZM116 175H117V174H116ZM119 175H120V174H119ZM129 175H130V174H129ZM134 175H135V174H134ZM158 175H159V174H158ZM167 175H168V174H167ZM169 175H170V174H169ZM169 175H168V177H169ZM175 175H176V174H175ZM181 175H182V174H181ZM186 175H187V174H186ZM210 175H211V176H210ZM246 175H247V174H245L244 176H246ZM252 175H253V174H252ZM252 175H250V176H252ZM81 176H82V177H81ZM136 176H137V175H136ZM160 176H162V175H160ZM172 176H173V175H172ZM237 176H238V175H237ZM253 176H254V175H253ZM253 176H252V177H253ZM260 176H261V175L259 174L258 177L260 178ZM77 177H78V176H77ZM146 177H147V176H146ZM156 177H157V174H156ZM158 177H159V176H158ZM162 177H165V175L162 176ZM184 177H185V176H184ZM227 177L230 178L229 180H230L231 182H233V184L238 183V185H237V187L232 186L231 189L228 191V194H227L226 196H221V194H223V193L219 194V193L217 192V191H218L217 189H220V187H221L223 184H224V185L227 184V182H228V180H227L228 178H227ZM256 177H257V174H256L255 177H253V179H251V177H250V179H248V180H250V181H248V182L250 183L252 180L255 181V178H256ZM258 177H257V178H258ZM261 177H262V176H261ZM67 178H68V177H67ZM67 178H66V179H67ZM71 178H72V177H71ZM71 178H68V180L71 179ZM116 178L118 179V176H117ZM147 178H148V177H147ZM226 178H227V179H226ZM262 178H264V176H263ZM262 178H260V179L262 180ZM66 179H65V180H66ZM73 179H75V178H73ZM73 179H72V181H73ZM98 179H96V182H95V183L98 182V181H97ZM190 179H191V178H190ZM260 179H259V180H260ZM65 180H64V181H65ZM75 180H76V179H75ZM79 180H80V179H79ZM127 180H130V178L127 179ZM163 180H164V179H163ZM168 180H169V179H168ZM170 180H171V179H170ZM259 180H258V181H259ZM263 180H264V179H263ZM263 180H262V181H263ZM178 181H179V180H178ZM181 181H182V180H181ZM254 181H252V184H253ZM256 181H257V180H256ZM256 181H255V182H256ZM262 181H261V182H262ZM67 182H68V181H67ZM76 182H78V180H77ZM81 182H82V180H81ZM121 182H122V181H121ZM124 182H125V181H124ZM167 182H168V181H167ZM172 182H173V181H172ZM179 182H180V181H179ZM192 182H191V183H192ZM255 182H254V183H255ZM259 182H260V181H259ZM78 183H80V182H78ZM99 183H100V182H99ZM127 183H128V182H127ZM169 183H170V181H169ZM175 183H177V181H176ZM182 183H183V182H181V183H179V184L181 185ZM189 183H190V182H189ZM75 184H76V183H75V181H74V185H75ZM81 184H83V183H80V185H81ZM100 184H101V183H100ZM115 184H117V183H115ZM152 184H153V183H152ZM252 184H249V185H252ZM67 185H68V184H67ZM77 185H78V184H77ZM104 185H105V184H104ZM227 185H228V184H227ZM231 185H232V183H231ZM239 185H240V186H239ZM254 185H255V184H254ZM106 186H107V185H106ZM111 186H112V185H111ZM152 186H153V185H152ZM152 186H151V187H152ZM173 186H174V185H173ZM182 186H183V185H182ZM186 186H187V185H186ZM229 186H230V182H229ZM246 186H247V184H246ZM78 187H79V186H78ZM99 187H100V186H99ZM176 187H178V186L176 185ZM179 187H180V186H179ZM199 187H202V188H199ZM248 187H250V186H248ZM256 187H257V186H256ZM84 188H85V187H84ZM116 188H117V189H116ZM116 188H115V190L120 191V192H121V193H120L121 195H127V196L129 195V197H133V198L135 197V193H134V192L130 189V187H128L125 183H123V184H117V185H116ZM131 188H132V187H131ZM252 188H253V189H252L253 191L256 190V189H254V186H253ZM85 189H86V188H85ZM226 189H227V188H226ZM249 189H250V188H249ZM92 190H93V189H92ZM150 190H151V188H150ZM152 190H155V189H152ZM175 190H176V189H175ZM178 190H179V189H178ZM178 190H177V191H178ZM188 190H189V189H188ZM247 190H248V188H247ZM95 191H96V190H95ZM111 191H112V190H111ZM220 191H221V190H220ZM258 191H259V190H258ZM113 192H114V191H113ZM113 192H112V193H113ZM149 192H150V191H148V193H149ZM251 192H252V191H251ZM259 192L261 193V191H259ZM259 192H258V193H259ZM255 193H256V192H255ZM118 194H119V193H118ZM149 194H150V193H149ZM149 194H147V195L150 196ZM113 195H115V194H113ZM195 195H196V194H195ZM108 196H109V194H108ZM110 196H112V195H110ZM115 196H117V193H116ZM118 196H120V195H118ZM148 196L145 195V197H147V198H148ZM151 196H152V195H151ZM151 196H150V197H151ZM261 196H262V195H261ZM153 197H154V193H153L152 198H153ZM161 197H162V196H161ZM185 197H186V196H185ZM195 197H196V196H194V198H195ZM118 198H119V197H118ZM138 198L141 200L143 197H138ZM180 198H181V197H180ZM186 198H187V197H186ZM186 198H185V200L187 201ZM194 198H193V199H194ZM203 198H204L206 201H205ZM156 199H158V198H156ZM193 199L191 200L192 202H193ZM160 200H161V199H160ZM162 200H163V199H162ZM171 200H172V199H171ZM182 200H183V199H181L180 201L182 202ZM245 200H246V199H245ZM263 200H264V199H263ZM172 201H173V200H172ZM256 201H257V200H256ZM145 202H146V204H147V206H148V212H147V214L145 215V217H149V219H151V221H153V220H152V217H158L157 214H156L157 211L154 212V210L157 209V207L159 206V200H154V201H152V200H146ZM170 202H171V201H170ZM189 202H190V201H188L187 203H189ZM192 202H191V205L194 204V203H192ZM162 203H163V202H161V204H162ZM167 203H168V202H167ZM167 203L165 202V206H166ZM182 203H183V202H182ZM182 203H181V205H182ZM187 203H186V204H187ZM227 203H229V204H227ZM258 203H259V202H258ZM161 204H160V205H161ZM171 204H172V202H171V203H168L169 208L172 207V206H170ZM174 204H175V202H173V206H174ZM253 204H255V203H253ZM102 205H103V204H102ZM163 205H164V204H162L161 206L163 207ZM168 205H167V206H168ZM262 205H263V204H262ZM147 206H145V207H147ZM165 206L163 207V208H165V209H164V214L167 213V209H166ZM175 206H176V205H175ZM188 206H189V205H188ZM193 206H194V205H193ZM253 206H255V205H253ZM256 206H257V205H256ZM162 207H159V208H162ZM177 207H178V206H177ZM194 207H195V206H194ZM244 207H246V205H245ZM260 207H261V205H260ZM175 208H176V207H175ZM192 208H193V207H192ZM246 208H248V207H246ZM252 208H253V207H252ZM254 208H255V207H254ZM254 208H253V209H254ZM262 208H263V207H262ZM262 208H260L261 210L258 209V210H260V211H258V210H257V211H258V212L263 211ZM146 209H147V208H146ZM195 209H196V208H195ZM248 209H249V208H248ZM142 210H143V209H142ZM192 210H194V209H192ZM197 210H198V209H197ZM200 210H201V209H200ZM146 211H147V210H146ZM158 211H159V210H158ZM176 211H177V210H176ZM198 211H199V210H198ZM198 211H197L196 213H198ZM215 211L218 212V214H220V217L217 216V213H216ZM121 212H122V211H121ZM173 212H174V211H173ZM191 212H192V211H191ZM244 212H245V210H244ZM176 213H177V212H176ZM178 213H180V211H179ZM181 213H182V212H181ZM192 213H193V212H192ZM192 213H191V214H192ZM144 214H145V213H144ZM158 214H160V215H159V218H160L161 213H158ZM182 214H183V213H182ZM247 214H248V213H247ZM256 214H257V213H256ZM256 214H255V215H256ZM177 215H178V214H177ZM177 215H176V216H177ZM186 215H187V214H186ZM195 215H196V214H195ZM252 215H253V214H252ZM255 215H254V216H255ZM162 216H163V215H162ZM162 216H161V217H162ZM196 216H197V215H196ZM254 216H252V217H254ZM263 216H264V214H263ZM78 217H81L80 213H79ZM100 217H109V215H108L107 211H103V215H102V216L100 215ZM126 217H127V216H126ZM140 217H141V216H140ZM142 217H143V216H142ZM170 217H171V216H170ZM188 217H189V215H188ZM245 217H246V216H245ZM247 217H248V215H247ZM159 218H158V219H159ZM191 218H192V217H191ZM196 218H197V217H196ZM196 218H195V219H196ZM158 219H157V220H158ZM186 219H187V217H186ZM195 219H193V220H195ZM242 219H243V218H242ZM249 219H250V218H249ZM154 220H156V218H155ZM183 220H184V219H183ZM196 220H197V219H196ZM218 220H221V221L219 222ZM253 220H254V219H253ZM160 221H161V220H160ZM184 221H185V220H184ZM243 221H244V220H243ZM185 222H186V221H185ZM218 222H219V223H218ZM256 222H257V226H258V228H260V231H259V229L257 228V229H258V233L261 234V235H264V231L262 230L264 227L261 226V222H260L259 220H256ZM138 223H139V222H138ZM158 223H160V222H158ZM215 223H218V224H215ZM254 223H255V222H254ZM140 224H141V223H140ZM142 224H143V223H142ZM152 224H153V223H152ZM189 224H190V223H189ZM233 224H234V223H233ZM112 225L114 226V227H113V228H114V230H113V231H114V235H113L114 238H119V237H120V234L118 233L119 229L124 230L123 233H126V232H127L126 229L129 228V226H128L127 224H125V223H123V224L120 225L121 228H120L118 225H116V224H112ZM192 225L194 226V224H191V226H192ZM150 226H151V227H150ZM155 226H156V224H155ZM155 226H154V227H155ZM234 226H235V225H234ZM236 226H237V224H236ZM250 226H251V225H250ZM252 226H253V225H252ZM254 226H255V225H254ZM254 226H253V227H254ZM149 227H150V228H149ZM161 227H162V226H161ZM237 227H238V226H237ZM151 228H152L151 223H150V224H147V222H146L145 225H141V226H138V227H136L135 229H133V233H132V234H134V235H136V236H139V235H141V233H145L146 231H148V232L150 233L151 231H153V228H152V229H151ZM163 228H164V227H163ZM186 228H188V227H186ZM223 228H222V229H223ZM233 228H234V227H233ZM233 228H232V229H233ZM255 228H256V227H255ZM155 229H156V228H154V230H155ZM195 229H196V228H195ZM225 229H224V230H225ZM245 229H246V228H245ZM245 229H244V230H245ZM247 229H248V227H247ZM157 230H158V228H157ZM161 230H162V228H161ZM161 230H160V231H161ZM163 230H164V229H163ZM178 230H179V227L176 228V231H178ZM196 230H197V229H196ZM230 230H231V229H230ZM250 230H251V229H250ZM128 231H129V230H128ZM160 231H159V233H162V232H160ZM199 231H200V230H199ZM237 231H238V230H237ZM237 231H235V232L238 233ZM240 231H241V230H240ZM246 231H247V230H246ZM246 231H243V232H246ZM251 231H253V228H252ZM256 231H257V230H256ZM70 232H71V231H70ZM120 232H121V231H120ZM130 232H131V231H130ZM148 232H147V233H148ZM169 232H170V231H169ZM214 232H215V231H214ZM222 232H223V231H222ZM243 232H242V234H243ZM248 232H249V231H248ZM149 233H148V234H149ZM152 233H153V232H152ZM154 233L156 234V232H154ZM201 233H202V232H201ZM227 233H228V232H227ZM227 233H226V234H225V233H224V234L221 233V235H220V237H219L218 239H216V238L214 239V237H213L212 240H211V238L209 237V239H210L209 241L204 240V238H205L204 236H203L204 238L202 237V238H203V239H202V238H201L202 235L198 233V235H201V236H200L199 238H196V241H194V242H195L194 244H195V245H198V246H200V247H202V249L204 250V253H203V256H201V255H202V254H201L200 257H199V256H198V257H196V256L194 257V256H193V258H191V264H207V262H208L207 260H211V262L214 261V262L217 263V264H236V263H238V262H239V264H247L248 261H249L251 258H252L251 260L253 261V262L251 263V260H250V263H251V264H264V258L262 259V257H261L260 259H258V257H257L256 254H255L257 250H258V252H259V250L264 249V247H263V246H264V238H261L260 240H257V239H256L257 237L255 236V234H256L255 232H254L255 234H254V233L251 234V233L249 232L250 234H249V233H248L249 235L246 234L247 236H244L245 234H243L242 238H237V234H236V233H232V232L230 233V231H229L228 234H227ZM145 234H146V233H145ZM148 234H147V235H148ZM210 234H211V233H210ZM216 234H217V233H216ZM242 234H241V235H242ZM121 235H122V234H121ZM152 235H153V234H152ZM160 235H161V234H160ZM167 235H168V234H167ZM178 235H179V234H178ZM193 235H194V234H193ZM196 235H197V234H195V236H196ZM239 235H240V233H239ZM176 236H177V235H176ZM191 236H192V234H191ZM205 236H206V235H205ZM207 236H209V235L207 234ZM212 236H213V235H212ZM214 236H217V235L214 234ZM218 236H219V235H218ZM66 237H67V239H70V242H71V240L73 239L72 236H70V233H68V235H67ZM180 237H182V236L180 235L179 238H180ZM196 237H197V236H196ZM238 237H239V236H238ZM255 237H256V238H255ZM246 238H247V239H246ZM254 238H255V239H254ZM181 239H182V238H181ZM192 239H193V238H192ZM205 239H206V238H205ZM243 239H244V240H243ZM245 239H246V240H245ZM73 240H74V239H73ZM133 240H134V238H133ZM147 240H148V239H147ZM147 240H146V241H147ZM157 240H158V239H157ZM193 240H194V239H193ZM197 241H199V242H197ZM137 242H138V241H137ZM149 242H150V241H149ZM155 243H156V242H155ZM148 244H149V243H148ZM67 245H68V244H67ZM135 247H136V246H135ZM174 248H175V247H174ZM199 250H201V249H199ZM78 251H79V250H78ZM170 251H171V250H170ZM180 251H181V250H180ZM182 251H183V250H182ZM195 251H196V249H195L194 245H192V247H191V255H192V253L195 252ZM262 251H263V250H262ZM178 252H179V251H178ZM178 252H176V253H178ZM199 252H200V251H199ZM66 253H67V252H66ZM162 253H164V252H162ZM165 253H166V252H165ZM165 253H164V254H165ZM181 253H182V252H181ZM260 253H261V252H260ZM178 254H179V253H178ZM183 254L187 255V254L184 253V252H183ZM194 254H195V253H194ZM252 254H253V255H252ZM257 254H258V253H257ZM263 254H264V253H263ZM185 255H178V256L175 255L173 260H174L175 262H177L178 264H181V263H183L184 258L186 257ZM261 255H262V254H261ZM251 256H252V257H251ZM259 256H260V255H259ZM159 257H160V256H159ZM256 257H257V260H254V259H256ZM141 258H142V257H141ZM165 258H166V256H165ZM168 258L170 259V256H167V259H168ZM157 259H158V258H157ZM162 260H163V259H162ZM162 260H161V262L163 263ZM165 260H166V259H165ZM241 260H244V263L241 262ZM156 262H157V260H156ZM185 262H186V261H185ZM162 263H160V264H162ZM177 263H176V264H177ZM208 263H209V262H208ZM215 263H213V264H215ZM158 264H159V263H158ZM209 264H210V263H209ZM211 264H212V263H211ZM248 264H249V263H248Z\"/></svg>","mask_w":264,"mask_h":264}]
</instances>
